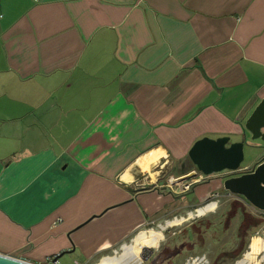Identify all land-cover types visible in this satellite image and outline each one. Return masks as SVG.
I'll return each instance as SVG.
<instances>
[{"label": "crops", "instance_id": "0c3cea01", "mask_svg": "<svg viewBox=\"0 0 264 264\" xmlns=\"http://www.w3.org/2000/svg\"><path fill=\"white\" fill-rule=\"evenodd\" d=\"M261 98L264 0H0V252L97 264L184 222L207 192L163 183Z\"/></svg>", "mask_w": 264, "mask_h": 264}, {"label": "flooded vegetation", "instance_id": "af4514ba", "mask_svg": "<svg viewBox=\"0 0 264 264\" xmlns=\"http://www.w3.org/2000/svg\"><path fill=\"white\" fill-rule=\"evenodd\" d=\"M252 167H243L241 171ZM228 172L222 170L214 175L221 178ZM193 183L187 188H179L177 192L192 191ZM186 206L193 215L169 233L157 230L162 236L155 245L143 248L141 264H236L239 261L243 264H264V206L257 205L239 192L228 190L222 181L208 190L198 203ZM175 207L181 209L183 205L179 203ZM198 211H202L201 214L197 215ZM172 220L179 221L178 218ZM174 224L179 223L171 225ZM258 227L262 232V238L258 237L261 245L258 252L251 253L250 243L245 240L257 233Z\"/></svg>", "mask_w": 264, "mask_h": 264}, {"label": "water", "instance_id": "95a60500", "mask_svg": "<svg viewBox=\"0 0 264 264\" xmlns=\"http://www.w3.org/2000/svg\"><path fill=\"white\" fill-rule=\"evenodd\" d=\"M243 129L244 134L241 140L238 141L231 142L227 136L217 138L203 136L197 139L188 151V156L195 169L192 173L180 175L176 180L183 181L197 173L207 177L222 170H228L230 172L221 176L223 186L230 191L243 194L252 202L263 207L264 201L261 202V200H264V156L259 159L260 161L258 160L259 162L254 163L249 170L241 171L243 167L240 164L244 157V146L264 149V98L260 99L247 116ZM247 132L251 140L260 139L262 141H248ZM232 172L237 173L231 174ZM174 178L173 176L167 177L162 187H167L168 183L173 181ZM148 185L150 184L146 180L138 187H146ZM0 264L38 263L0 252Z\"/></svg>", "mask_w": 264, "mask_h": 264}, {"label": "rangeland", "instance_id": "374dc122", "mask_svg": "<svg viewBox=\"0 0 264 264\" xmlns=\"http://www.w3.org/2000/svg\"><path fill=\"white\" fill-rule=\"evenodd\" d=\"M247 140L248 141H251V142H261L262 140H260V139H254V140H251L250 138H249V136H247ZM260 149L259 148H257V147H253V146H251V147H248V146H244V157H243V160H242V162H241V164L240 165H244V164H247L248 163V166H251V165H253L254 163H256L259 159H260ZM154 175H155V173H154ZM154 175L152 176V177H154ZM221 179L222 178H220V177H217V176H215V175H210V176H207V177H205L203 180H202V183L201 182H198V183H196L193 187H195L196 185H198V186H196V189H195V192H196V190H198V191H200V190H203V192H207L208 190H211V189H213L214 188V186L218 183L219 184V182H221ZM199 185H201V186H199ZM192 192H193V190L192 191H189V192H187L186 193V195H190V194H192ZM203 199V198H202ZM172 221H174V220H172ZM180 221V220H179ZM179 221H176L177 223L179 222ZM186 221L187 220H185L184 222H182L181 224L179 223V224H174V225H168V226H164V228H160L159 226H156L155 228H158L160 231H165L166 230V232H170L171 230H173V229H176L177 227H179L180 225H183V224H185L186 223ZM161 222H163V221H161ZM160 222V223H161ZM175 222V223H176ZM163 224V223H162ZM159 231V232H160ZM160 234H161V232H160ZM162 236V235H161ZM260 236H262V232H261V229H260V227H258V231H257V233H254V234H252L251 236H249V237H246V242H247V240H248V243H250V246H251V244L253 243V240L254 239H259L258 237H260ZM260 238H262V237H260ZM143 250V248L141 249V251ZM145 250V249H144ZM211 254H213V253H211ZM139 258H140V260H141V252H140V255L138 256ZM70 263L69 264H76V262H75V260H73V261H69ZM136 263L137 261H129V262H127L126 264H133V263ZM141 262V261H140ZM140 262H138L137 264H141ZM63 264H67V263H63ZM92 264V263H91ZM224 264H227V263H224Z\"/></svg>", "mask_w": 264, "mask_h": 264}, {"label": "bare ground", "instance_id": "6f19581e", "mask_svg": "<svg viewBox=\"0 0 264 264\" xmlns=\"http://www.w3.org/2000/svg\"><path fill=\"white\" fill-rule=\"evenodd\" d=\"M176 221L177 220L169 221L168 224H173ZM159 237H161L159 231L158 232L153 231L152 229H149L147 231H142L135 237L133 241V246L124 248L123 252L120 254L104 257L99 262H97V264H126L138 252L137 247L139 246L148 247L155 245ZM260 245H261L260 239H254L253 243L251 244V253L258 252ZM250 258L252 259L253 256H250ZM236 264H243V261H239Z\"/></svg>", "mask_w": 264, "mask_h": 264}, {"label": "built area", "instance_id": "2783aa9c", "mask_svg": "<svg viewBox=\"0 0 264 264\" xmlns=\"http://www.w3.org/2000/svg\"><path fill=\"white\" fill-rule=\"evenodd\" d=\"M204 178V175H202L201 173H197L195 175L190 176L188 179L183 180V181H177V177L174 178L173 181L169 182L168 185L171 186V189L176 190V188L179 190V188H187L189 186V184L192 182V180H200ZM147 180V177L144 179H140L138 181H136L137 186H141L143 184L144 181ZM22 258V257H20ZM25 259V258H23ZM28 260V259H26ZM31 261V260H29ZM35 262V261H32ZM76 264H82L81 261H75ZM38 264H60L58 261V258L56 257V255H51L48 256L43 262H37Z\"/></svg>", "mask_w": 264, "mask_h": 264}]
</instances>
